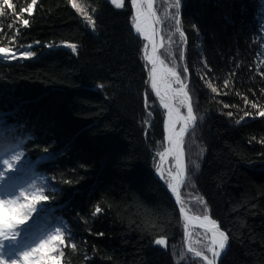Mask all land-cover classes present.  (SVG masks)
Wrapping results in <instances>:
<instances>
[{"label":"trees","instance_id":"16d2710c","mask_svg":"<svg viewBox=\"0 0 264 264\" xmlns=\"http://www.w3.org/2000/svg\"><path fill=\"white\" fill-rule=\"evenodd\" d=\"M12 2L17 12L0 16V47L34 56H0V127L34 136L13 149L28 166L21 180L35 176L49 197L21 238L61 227L60 264H205L186 252L181 217L154 174L165 111L149 89L131 0L121 9L76 0L94 30L71 0H37L31 14L19 11L31 0ZM174 4L155 0L154 10L160 56L186 83L195 115L183 145V207L227 233L220 264H264V0H181L179 16L175 7L163 14ZM208 242L192 229V248L209 254Z\"/></svg>","mask_w":264,"mask_h":264},{"label":"snow or ice","instance_id":"6c2138e0","mask_svg":"<svg viewBox=\"0 0 264 264\" xmlns=\"http://www.w3.org/2000/svg\"><path fill=\"white\" fill-rule=\"evenodd\" d=\"M71 3L72 7L82 14L86 23L91 25L94 30L95 25L92 16L88 15L76 0H71ZM110 3L115 8L121 9L125 6L126 0H110ZM180 4L181 0H175V4L173 5L177 9V16H179ZM36 5L37 0H31L26 7L21 8L19 11L31 14ZM130 6L135 10L132 19V26L135 32L143 35L152 45V55L146 56V59L151 63V90L154 91L156 97H159V103L167 110L168 119L165 122V129L168 132L167 138L171 145L163 153H160L159 156L161 164L167 156L171 155L174 157V170L173 168H169L165 179L167 187L175 194L176 201L181 204L180 211L183 213V201L178 189V185L184 183L185 173L183 148L181 145L184 134L189 129L190 122L195 121L193 107L191 103H187L189 97L188 92L185 91L186 85L181 83V77L175 67H166L164 61L155 55L157 48L154 39L156 36L155 25L158 23V18L153 11V0H131ZM6 9L11 10L13 13L17 12L16 5L13 4L12 0H0V16L6 15ZM17 19H20L19 15H17ZM22 23L27 27L29 20L23 19ZM179 24L180 21L177 19V30H179ZM180 35L183 37V32ZM68 46L73 51H76V45L72 44ZM0 56L6 59L32 58L34 53L31 50H21L20 57H16L11 49L0 47ZM172 83L181 85V87L173 89ZM209 87H211L212 92L217 91L210 84ZM173 99L179 100V106L172 104L171 101ZM185 105L187 106V115L183 116L181 115L180 106ZM252 107H256V105L253 104ZM231 115L232 113L229 112L228 116ZM245 115L248 116L249 113H245ZM258 115L264 117V110L260 111ZM2 124L3 122L0 121V125ZM177 124L180 125L178 130ZM0 139L6 140L10 147L19 148L24 146L27 141L34 139V136L31 133L19 136L16 134V125H8L7 127H0ZM9 155V159L0 161V169H3L4 166L7 168V170H0V183L7 185L4 191H2V195H0V264H60V258L64 253L60 252L59 256L55 255V253L65 243V239L59 226H53L49 229L51 234L46 233L45 237L40 238L34 246L27 245L18 250V245L20 244L18 237H22L29 231L30 225L28 222L32 218V214L37 213L39 216L40 212L46 207L41 202L47 201L49 197L43 194V187L37 186L38 179L35 176L27 181L21 180L20 174L25 171V166L21 159L24 154L17 151L14 155ZM156 172L160 173L163 177L164 170L160 164L156 166ZM26 186L29 189L28 191L25 190ZM38 204H40L39 210L37 209ZM100 211L101 209L97 207L94 214ZM195 219L201 220V217H195ZM201 226L211 231V244L207 250L212 254V258L209 259L207 255L196 251L194 248H190L189 250L195 252L197 257H202L207 264H216V260L221 255V252L226 250L228 235L225 231L220 230L215 220H209L208 215L203 216ZM155 244L166 246V240L159 238L155 240Z\"/></svg>","mask_w":264,"mask_h":264},{"label":"water","instance_id":"95a60500","mask_svg":"<svg viewBox=\"0 0 264 264\" xmlns=\"http://www.w3.org/2000/svg\"><path fill=\"white\" fill-rule=\"evenodd\" d=\"M153 11L155 12L154 7H153ZM156 17H157V15H156ZM155 27H156V36H155L154 39H155V42H156V44H157V48H156V53H155V55L158 56V57L161 59L160 52H161V50H162V48H163V46H164V41H163V37H162V34H161V29H160V25H159V23H157V24L155 25ZM133 33L135 34L134 30H133ZM135 35L144 41V39H143L142 37L138 36L137 34H135ZM144 46H146V43H144ZM148 54L152 55V45H151V43L149 44ZM145 61L147 62V65H148L149 89H150V92H151L152 96H153V97L158 101V103H159V97H156L154 91L151 90V75H150L151 63H150V61H148V60L146 59V56H145ZM177 73H178V72H177ZM182 84H183V85H186L185 83H182ZM180 87H181V86H180ZM185 91H187V90H186V87H185ZM188 97H189V99H188L187 103H191V104H192V102H191V98H190L189 94H188ZM171 102H172V104H173L174 106H178V105L175 103V101L172 100ZM159 104H160V103H159ZM160 106L163 108V105L160 104ZM163 109H164V108H163ZM164 111H165V119H164V125H165V122L167 121L168 116H167V110L164 109ZM180 111H181V115H183V116H184V115H187V114H186V113H187V106H186V113H184L181 109H180ZM193 116L195 117L194 112H193ZM194 124H195V121H194V122H190L189 129H188V131L184 134L183 143H182V145H181V147L183 148V160H184V166H185L184 183H185V180H186V177H187V161H186V156H185V151H184V147H183V145H184L185 138L187 137V135H188V133L190 132V130L193 128ZM164 133H165V147H164V149H163L161 152L158 153V161H157V165H158L159 160H160V156H159V154H160V153H163V152L165 151V149L169 148V141H168V138H167V137H168V132L166 131L165 128H164ZM170 147H171V145H170ZM173 159H174V157H173ZM154 173L157 175V179H158V181H159L160 184L164 187V189L167 191V193H168V195L170 196L171 200H172L173 203L175 204L176 209H177V211H178V213H179V215H180V217H181V220H182V222H183V231H184V232H183V237H184L183 242H184V247H185L186 252H187L188 254L192 255V256L195 257V258H199V259H201L205 264H207V262L204 261L202 257H197V256L195 255V252H192V251L189 250L190 248H192L191 245H190V238H191L192 228H198V229L204 230V231H206V232L209 233V231H208L207 229H205L204 227H202V226H200V225H197V223H196L197 219H195V217H201V219H202L203 216H198V215L192 214V213H190L189 211H187L184 207H183V208H184V212L181 213V211H180L181 204L178 203V202L176 201V196H175V194L172 193L171 190L167 187V183H165L164 178L160 177L159 173L156 172V169L154 170ZM184 183L178 185V189H179V192H180L181 200H182L181 191H182V188H183ZM208 217H209V219L214 220V219L211 218L209 215H208ZM216 222H217V221H216ZM217 225H218V227L220 228V230L224 231L223 229H221V227L219 226L218 222H217ZM226 234H227V233H226ZM209 235H210V233H209ZM228 248H229V242H228L227 245H226V250H225V251H222V252H221V255L217 258V260H216V264H220V263H221V260H222V258L225 256V254L227 253ZM195 250H196V249H195ZM196 251H199V250H196ZM200 252H202V251H200ZM202 253H203L204 255H207V254L204 253V252H202ZM207 256L209 257V259L212 258V255H207Z\"/></svg>","mask_w":264,"mask_h":264},{"label":"rangeland","instance_id":"374dc122","mask_svg":"<svg viewBox=\"0 0 264 264\" xmlns=\"http://www.w3.org/2000/svg\"><path fill=\"white\" fill-rule=\"evenodd\" d=\"M169 7H171V8H165V9H163L164 11H163V14H165L166 16H168V10L169 9H172V11L171 12H169V15L172 17V13H173V11H174V7L173 6H169ZM169 16V17H170ZM163 49V48H162ZM170 68V67H169ZM181 83H184V82H182L181 81ZM173 84V86H174V88L175 89H179L180 88V86L181 85H178V84H176V83H172ZM186 84V83H185ZM187 90V89H186ZM188 92V91H187ZM189 94V93H188ZM190 96V95H189ZM176 104H178L179 105V100L178 99H176ZM184 108H185V106H184ZM185 110H186V108H185ZM164 119H165V117H164ZM164 128H165V125H164ZM18 150H15V149H13V147H8L7 149H5V151L4 150H2L1 152H0V161H2L3 159H9L10 158V155L9 154H15L16 152H17ZM22 159V158H21ZM22 161L24 162V160L22 159ZM28 166H25V174L27 173V171H28V168H27ZM0 170H7V168H6V166H4V168L3 169H0ZM39 181H40V179H39ZM7 187V185H4V184H2V183H0V195H2V191H4V189ZM25 190L26 191H28L29 189L27 188V186L25 187ZM18 194V193H17ZM39 205V204H38ZM37 209H39L38 207H37ZM204 231V230H203ZM206 232V231H205ZM192 234V233H191ZM207 234H208V236H209V233L207 232ZM39 235H41V234H39ZM201 236L203 237V235H200L199 236V234L197 233L196 234V237H195V239H194V241L196 242L197 240H199V239H201ZM205 237V236H204ZM40 238H44V237H42V235H41V237H39L37 240H35L34 241V243H33V245L32 246H34L35 245V243H38V241H39V239ZM191 239V238H190ZM193 240V239H192ZM206 240H207V238H206ZM200 241V240H199ZM210 244H211V240H210V236H209V242H208V245H206V249L208 248V246H210ZM55 255H57V253H55ZM207 255H211V253L209 252V254H207Z\"/></svg>","mask_w":264,"mask_h":264},{"label":"bare ground","instance_id":"6f19581e","mask_svg":"<svg viewBox=\"0 0 264 264\" xmlns=\"http://www.w3.org/2000/svg\"><path fill=\"white\" fill-rule=\"evenodd\" d=\"M154 3H155V0H153V7H154ZM135 11V10H134ZM158 23H159V20H158ZM132 30H134V32H135V29H134V27H132ZM135 34H137L136 32H135ZM138 36H140V37H142L143 39H144V43H146V46H145V56H147V55H150V54H148V50H149V44H150V42L147 40V39H145L144 38V36L143 35H140V34H137ZM161 60H162V58H161ZM165 65V64H164ZM166 66V65H165ZM166 67H168V66H166ZM169 68V67H168ZM172 88L173 89H175L174 88V86H173V84H172ZM173 101H175V103H177L176 102V99H173ZM178 105V104H177ZM185 108H186V105H185ZM184 113H186V110H185V112ZM187 114V113H186ZM184 116H186V115H184ZM177 130L179 129V127H180V125L179 124H177ZM169 147H170V143H169ZM158 164H160V166L163 168V170H164V173H163V177L161 176V174L159 173V175H160V177H162V178H164V174H168V170H169V168H173V170H174V159H173V156H171V155H169V156H167L165 159H164V161H163V163L161 164V161L159 160V163ZM171 190V189H170ZM172 192V191H171ZM209 220H211V219H209ZM201 221H202V219L201 220H197L196 221V223H197V225H200L201 226ZM209 227H210V225H209ZM205 229H207L208 230V228H206V227H204ZM192 229H195V228H192ZM209 231V230H208ZM209 233H210V240H211V231H209ZM212 255V254H211Z\"/></svg>","mask_w":264,"mask_h":264}]
</instances>
